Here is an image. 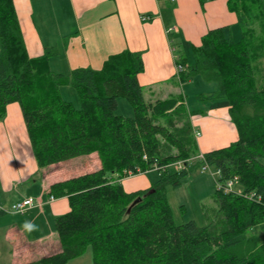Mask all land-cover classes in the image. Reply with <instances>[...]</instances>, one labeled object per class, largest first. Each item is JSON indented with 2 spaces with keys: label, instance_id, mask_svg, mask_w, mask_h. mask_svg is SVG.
<instances>
[{
  "label": "trees",
  "instance_id": "16d2710c",
  "mask_svg": "<svg viewBox=\"0 0 264 264\" xmlns=\"http://www.w3.org/2000/svg\"><path fill=\"white\" fill-rule=\"evenodd\" d=\"M228 7L240 40H228L224 28L210 30L192 48L193 64L179 72L184 80L217 84L197 99H226L236 131V140L198 159L196 147L159 123L184 111L183 98L144 100L138 53L110 55L99 69L54 73L48 61L56 49L29 57L12 0H0V122L8 105L20 106L39 168L92 154L99 160L98 169L47 188L48 197L69 204L54 218L60 250L26 264H66L89 246L93 264H264V237L249 233L264 225V64L255 76L264 56V0H228ZM68 83L79 108L61 96ZM119 98L132 117L116 115ZM166 144L173 153L163 152ZM195 159L216 169L219 219L177 225L165 188L180 186ZM150 170L158 179L148 189L124 191L121 179Z\"/></svg>",
  "mask_w": 264,
  "mask_h": 264
},
{
  "label": "crops",
  "instance_id": "0c3cea01",
  "mask_svg": "<svg viewBox=\"0 0 264 264\" xmlns=\"http://www.w3.org/2000/svg\"><path fill=\"white\" fill-rule=\"evenodd\" d=\"M12 2L28 56L36 58L47 48L56 49L48 61L54 73L68 76L77 68L99 69L110 55L124 50L138 53L143 63L138 82L146 102L183 97L178 89L181 77L177 66L183 61L182 70H186L193 64L192 48L200 46L210 30L224 28L226 34L229 29L232 41L241 34L228 0ZM65 92V86L61 87L63 99ZM210 113V117L196 120L205 129V136L198 144L205 150L220 142L215 139L222 135L225 118L222 109ZM210 127L215 130L211 131ZM90 156L39 168L20 106L17 103L7 106L0 122V264H26L60 250L57 234L52 232L54 218L66 213L69 204L66 198L49 201L47 188L88 173L77 163ZM98 168L96 156L94 169ZM120 183L126 192L151 186L143 174L123 178ZM26 198L39 205L22 215L10 211L11 205Z\"/></svg>",
  "mask_w": 264,
  "mask_h": 264
},
{
  "label": "rangeland",
  "instance_id": "374dc122",
  "mask_svg": "<svg viewBox=\"0 0 264 264\" xmlns=\"http://www.w3.org/2000/svg\"><path fill=\"white\" fill-rule=\"evenodd\" d=\"M238 30L239 29H237V31ZM240 37L241 34L240 36L238 35L235 37L234 42L239 41ZM226 38L231 40L229 29H226ZM191 60L193 63V59ZM259 64L257 65V63H255L256 78L261 77L260 73L263 68H261V64H264V56L260 57ZM189 80L190 81L186 79L184 80L181 77L178 88L179 91L182 92V104L184 111L178 110L173 113L171 118L165 121H159V123L165 124L166 126L172 128L179 138L191 143L193 147H196L195 155L199 159L200 155L205 153L208 149L210 150L212 148L215 149L222 147L236 140V131L228 114V101L226 99L213 101H199L197 99V96L199 95H206L210 92L216 91L217 84L204 82L199 76L193 77ZM65 88V99L71 102L76 108H79V103L75 104L77 102V95L71 84L68 83ZM70 97H72L71 99L73 100H68ZM225 107H227V109H225L224 112L223 108ZM218 109H222V116L223 113L225 115V118L222 119V135L215 139H219L220 142L213 144L207 150L202 149L198 144H200L202 136H205V129H203L202 126L196 122V120L203 117L206 118L207 116L210 117V112L212 110ZM115 113L116 115L127 118L133 116L132 107L123 98L117 99V109ZM209 129H211V127ZM212 130L215 129H211V131ZM197 133L200 135H197ZM220 138H222V140ZM162 150L165 153L174 152V150L167 144L162 146ZM198 159L191 160L192 167L189 169L183 180V183L180 186H167L165 188V194L173 216V220L177 225L194 221L199 227H202L208 223H211L212 221L218 222L219 219L217 217L218 202L216 198V180L218 179V174L216 169L212 166L203 168L201 163L197 165L196 163L199 161ZM82 162L83 163H77V166L80 165L84 171L91 172L95 170L96 155H92ZM68 166L72 167V165ZM176 170L177 169L175 166L169 168L170 172ZM143 175H146L149 181H151V184L156 182L158 179V172L156 170H150L146 173H143ZM234 189L239 190L241 187L236 184L234 185ZM18 217L19 216H17V218ZM249 233L259 234L260 238L262 239L264 237V225L249 231ZM66 264H93L91 247L89 246L80 257L74 258L68 261Z\"/></svg>",
  "mask_w": 264,
  "mask_h": 264
},
{
  "label": "built area",
  "instance_id": "2783aa9c",
  "mask_svg": "<svg viewBox=\"0 0 264 264\" xmlns=\"http://www.w3.org/2000/svg\"><path fill=\"white\" fill-rule=\"evenodd\" d=\"M177 70L178 72H180L182 70V67L180 65L177 66ZM197 135H200L199 133H197ZM175 167L178 169L179 166L175 165ZM206 168V167H203ZM55 198H53L52 196L49 197V201H53ZM38 202H36L35 200H33L32 198H26L20 202L14 203L13 205H11L10 207V211L16 214H23L24 212H26L28 209L38 206Z\"/></svg>",
  "mask_w": 264,
  "mask_h": 264
}]
</instances>
